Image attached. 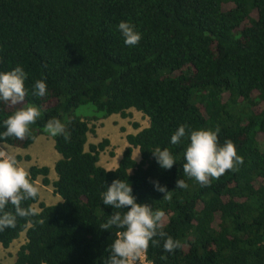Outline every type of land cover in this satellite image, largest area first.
<instances>
[{
  "label": "trees",
  "instance_id": "1",
  "mask_svg": "<svg viewBox=\"0 0 264 264\" xmlns=\"http://www.w3.org/2000/svg\"><path fill=\"white\" fill-rule=\"evenodd\" d=\"M121 21L142 38L127 46ZM0 72L20 65L28 73L23 104L0 102L3 121L19 108L35 105L41 117L31 137L0 140L30 147L53 117L65 123L71 139L52 137L60 158L52 182L61 202L35 200L39 214L17 217L16 227L0 231L8 248L24 232L15 264H108L110 246L125 229L101 228L115 211L102 194L115 180L128 182L139 204L165 213L164 231L181 241L175 252L149 244L151 264H264V0H0ZM45 80L48 95L31 94ZM91 106L94 114H75ZM134 109L149 126L125 138L127 147L114 170L98 165L107 139L86 144L90 121L112 115L127 118ZM64 116H69L64 120ZM182 124L191 130L220 128L221 145L231 140L244 164L203 187L183 172L190 140L171 136ZM135 128L136 125H134ZM169 149L176 159L163 169L152 151ZM138 149L136 162L133 150ZM17 161L29 156H16ZM36 184L50 185L49 168L30 166ZM184 179L188 189H176ZM166 186L171 199L157 191ZM6 211L14 213L9 204ZM166 256V259H161Z\"/></svg>",
  "mask_w": 264,
  "mask_h": 264
},
{
  "label": "clouds",
  "instance_id": "2",
  "mask_svg": "<svg viewBox=\"0 0 264 264\" xmlns=\"http://www.w3.org/2000/svg\"><path fill=\"white\" fill-rule=\"evenodd\" d=\"M118 29L125 38L124 43L127 46L139 44L142 36L135 30L133 24L121 21ZM27 79L28 73L20 65L12 70L0 72V102L10 106L23 104L30 91L25 86ZM31 94L40 98L46 97L49 93L45 80H36ZM40 117L41 110L35 105L19 108L3 121L6 130L0 133V140L9 137L17 140L30 138L31 126ZM44 131L53 137L62 136L65 142L71 139L66 124L55 117L47 121ZM219 132V127L215 130H191L187 124H182L171 136L173 145L180 144L184 138L190 140L184 153L186 162L183 164V172L185 176L195 179L203 187L210 186L213 180H218L228 171H239V167L244 164L243 157L237 153L231 140H226L223 145L220 144ZM152 153L163 169H171L176 163L175 157L167 148L162 150L157 147ZM154 187L157 191L165 193L163 199H171L172 191H168L166 186L155 182ZM188 187L184 179L176 181V189L186 190ZM39 194V187L31 180L29 172L19 166L16 157L5 150H0V231L15 228L17 217L27 218L38 215L36 208L31 206L26 208L22 204L29 199L35 200ZM102 202L113 209H128L123 214L119 211L113 212L108 221L101 225L104 230L113 226L125 229L120 234V238L110 246L108 264H131L148 250L150 242L159 246L160 239L164 240L165 252H175L182 247L180 240L173 239L164 231L165 213L159 209L153 211L148 204L137 203L128 182L113 181L102 194ZM9 204L14 207V213L6 211ZM156 237L160 239H155ZM166 258V256L161 257V259Z\"/></svg>",
  "mask_w": 264,
  "mask_h": 264
},
{
  "label": "rangeland",
  "instance_id": "3",
  "mask_svg": "<svg viewBox=\"0 0 264 264\" xmlns=\"http://www.w3.org/2000/svg\"><path fill=\"white\" fill-rule=\"evenodd\" d=\"M75 114L86 119V117H90L94 114V109L91 106H82L75 110ZM127 114H129L127 118H122L119 115H112L103 120L89 122V126L95 128V133L88 134L86 150H88V145L90 144H98L104 139L109 141V145L100 153L98 162V165L106 170H114L117 167L122 153L127 147V142L125 140L126 136L128 134H136L149 126L148 118L142 113L130 109L127 111ZM63 119L66 121L69 119V116H64ZM134 125H136L137 128H135ZM0 148L13 154L15 157L29 156V160L18 161L19 166L26 170H28L30 166L48 167L50 170L48 175L50 185H42V177H39L36 181V185L40 189L39 201L48 205L57 203V198L60 199V197L54 193L52 182L57 179L54 172V165L60 158V155L54 150V142L51 136L47 134L40 135L26 150L5 144H0ZM132 157L136 162L140 160L138 149L133 150ZM34 208H36L38 212L40 211L37 204L34 205ZM25 242L26 238L23 232L8 248L0 246V264H15L17 253ZM141 260L144 261L143 258ZM146 264L149 263L146 262Z\"/></svg>",
  "mask_w": 264,
  "mask_h": 264
},
{
  "label": "built area",
  "instance_id": "4",
  "mask_svg": "<svg viewBox=\"0 0 264 264\" xmlns=\"http://www.w3.org/2000/svg\"><path fill=\"white\" fill-rule=\"evenodd\" d=\"M142 258L144 261L141 260ZM141 262H143L144 264H146V262H147L146 258H145V253H143L137 260L132 261L131 264H143ZM147 263H149V262H147ZM149 264H151V263H149Z\"/></svg>",
  "mask_w": 264,
  "mask_h": 264
},
{
  "label": "crops",
  "instance_id": "5",
  "mask_svg": "<svg viewBox=\"0 0 264 264\" xmlns=\"http://www.w3.org/2000/svg\"><path fill=\"white\" fill-rule=\"evenodd\" d=\"M38 138V137H37ZM29 148V147H28ZM27 148V149H28ZM0 150H2L1 148H0ZM26 150V149H25ZM133 155V154H132ZM58 196V195H57ZM59 202H61V199H59V198H57V203H59ZM57 203H55V204H57ZM55 204H53V205H55ZM46 205H48V204H46ZM48 206H51V205H48Z\"/></svg>",
  "mask_w": 264,
  "mask_h": 264
}]
</instances>
